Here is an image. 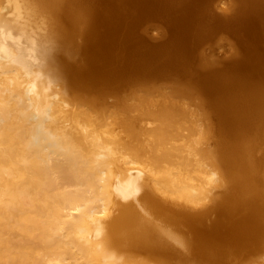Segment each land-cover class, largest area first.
<instances>
[{"label": "bare ground", "instance_id": "6f19581e", "mask_svg": "<svg viewBox=\"0 0 264 264\" xmlns=\"http://www.w3.org/2000/svg\"><path fill=\"white\" fill-rule=\"evenodd\" d=\"M234 2L223 6L219 0H0V264H139L134 257L144 252L154 255L161 264H231L235 257L248 252L250 259L248 255L243 258H264V253L252 258L255 250H264V0ZM5 4H10L8 14L12 15L13 9L14 18L4 11ZM44 10L50 19L46 21L49 31L43 36L44 41L37 36L40 43L44 42L42 47L27 25L34 17L40 19L39 15L48 14ZM149 16L166 17L163 22L171 23L165 27L170 34L164 41L159 37L160 42L152 43L145 37L147 34H140V26L152 19ZM13 28L30 37L35 49L39 44L36 53L43 48L40 55L46 61L41 67L39 61L35 67L34 59L29 60L31 56L27 58L22 52L30 48L29 42L25 48L22 46L26 44H20L19 53L15 52L19 46L12 47V38L8 42L13 43L10 47L14 51L9 44L4 45L6 33H13ZM220 29L230 33L232 42H238L230 49L236 50L234 57L233 51L231 56L225 55L228 58L223 61L233 57L225 64L220 60L222 55L220 59L212 56L216 48L209 50L216 45L209 43L214 38L212 34L216 33L217 38ZM17 36L15 41L21 38ZM77 36L85 39L81 40L83 43L79 41L82 44L77 42ZM49 39L53 41L47 44ZM203 43H208L205 47L209 46L206 50L211 55L205 53ZM38 67L43 68L42 74L36 71ZM47 73L92 94L98 83H106L105 88L110 81L118 86L119 80L126 77L144 80L157 74L170 77L173 73L181 82L177 85L197 82L194 85L198 84V88H191V82L184 84L190 93L192 89L196 91L192 94L200 91L210 95L212 100L199 99L215 104L220 125L216 138L210 141L233 181L229 184V175H224L222 184V170L213 166V152L210 154L207 147L210 143L206 144L202 136L204 131L212 133L211 123H205L209 119L205 113L202 118L196 115L201 119L197 121L200 124L204 116L203 123L209 130H204L202 123L203 127H196L198 122L197 131L198 127L203 128L200 134L189 128L190 122H195L184 117L189 114L186 108L190 104H184V110L181 102L191 101L182 100L184 92L178 90H183V86L174 90L178 80L172 81L173 75L170 80L176 86L171 91L173 85L166 84L170 89H165L182 97L179 108L171 104L176 111L183 109L178 111L179 116L185 114L181 118L172 115L170 92L168 99L163 87V97L170 102L168 106L161 102L163 109L158 110L156 106L162 100H157V104V96L162 95L158 88L152 90L156 99L146 93L153 98L146 95L143 101L142 93L139 98L135 91L141 88V81L137 85V80H127L136 83L130 85L122 79L128 86H139L129 88L143 102L131 104L141 106L140 110L127 106L135 115L130 116V110L120 115L119 108L126 110L128 103L119 107L112 98L114 108L119 107L114 110L108 96L127 87L122 85L117 90L112 84V93L105 89L110 93L109 101L105 98L110 107L103 115L106 107L102 110L105 102L96 96L98 90L93 96L103 104L97 98L92 100L90 94L87 100L102 104L101 112H97L99 105L96 109L82 98L86 105L95 108V113L90 106L89 110L85 105L79 106L83 104L79 98L84 97V88V92H72L75 97V93L80 95L79 101L73 99L74 102L69 99L75 98L72 90L69 98L65 96L68 93L53 92L49 85L53 78L48 79ZM164 78L161 80L166 82ZM149 81L150 78L144 81L145 87L150 88ZM58 88L64 93L68 90ZM127 93L123 97L129 102L134 94L129 97L131 93ZM174 95L171 96L176 102L178 97ZM135 100L130 102H138ZM109 110L115 111V118L107 115ZM137 110L145 119L151 114L155 123L148 119L152 125L147 121L150 125L141 127L142 115L137 118ZM162 111H167L166 116L160 115ZM198 111L194 113L201 114ZM116 112L119 119L124 115L126 120L133 117L131 124L135 122L136 127H131L130 120L127 123L116 118ZM135 117L137 121H133ZM114 120L126 124H113ZM137 125L145 131L144 137L135 136L141 132ZM120 128L127 131L126 137ZM132 128L139 131L128 130ZM201 145L213 161L204 155ZM218 164L221 167V162ZM216 183L221 191L224 187L223 193L214 187ZM212 185L219 193L213 191ZM138 191L140 195H136ZM241 260L246 261L240 259V264Z\"/></svg>", "mask_w": 264, "mask_h": 264}, {"label": "rangeland", "instance_id": "374dc122", "mask_svg": "<svg viewBox=\"0 0 264 264\" xmlns=\"http://www.w3.org/2000/svg\"><path fill=\"white\" fill-rule=\"evenodd\" d=\"M234 1H235V0H219V2L221 3V5H223V6H227V5H229L231 2H234ZM7 2H8V1H5V3H7ZM237 2H238V1H237ZM8 3H9V2H8ZM234 3H235V2H234ZM235 4H236V3H235ZM5 5H6V7L4 8V11L7 12V11H8V5L10 6V4H8V5L5 4ZM11 8H12V7H11ZM6 10H7V11H6ZM11 10H12L11 12L14 13L13 9H11ZM9 11H10V8H9ZM9 11L7 12L8 17H10V18H11V17L14 18L13 15H15V14L12 13V15L9 16V14H8V13H10ZM44 11H46V10H44ZM44 11H43V12H44ZM219 11H221V10L219 9ZM46 12H47V11H46ZM222 12H223V11H222ZM47 13H48V12H47ZM47 15H48V16H47ZM36 17H37V18H36ZM36 17L33 18L34 20L31 19V21H30L31 23H30V25L28 24L27 27H28V31H29L30 33L32 32V33L34 34V36H35L34 38L37 39L38 37H40V41H41V40H43V36L46 35V34L48 33V31H49V28L46 27V26H47V25H46V24H47L46 21H47V22L49 21V19H50V15H49V13H48V14L43 13L41 16L39 15V18H40V19H38V16H36ZM158 17H159V16H158ZM158 17H152V16H149V19H150V18H152V19H151L150 21L147 22L148 24L146 23L147 25L144 24L146 20L144 21L143 24H144L145 26H147L149 29H148L147 27H145L144 25H143V27L140 26V29L143 31V32H142V31L140 30V31H139L140 34H142L143 36H145V35L147 34L145 37H147V39H148L150 42H152V43H153V41H154V42H156V41H157V42H160L159 37L164 41V40L166 39V37L168 36V34H170L169 31L167 30V28H168L167 26L171 25V23H168L169 21L167 22V20H166V22H163V18H164V17H163V18H162V17H159V18H158ZM161 18H162V20H161ZM36 19H38V20L36 21ZM41 19L43 20L42 23H43L44 21H45V23L42 24V23L40 22ZM164 19H167V18L165 17ZM51 20H52V19H51ZM38 21H39V23L37 24L36 22H38ZM164 21H165V20H164ZM26 24H27V23H26ZM32 24L35 25V26H33ZM40 24H41L42 26H41ZM24 25H25V23H24ZM30 26H31V27H30ZM141 27H142V28H141ZM144 27L147 28L148 30L145 29ZM162 27H163V29H164L165 27H167V28H165L167 31L164 30V31L162 32V30H163ZM143 28H144V29H143ZM7 30H10V29H7ZM7 30H6V31H7ZM145 30H147V31H145ZM11 31H12L15 35H14L13 33H8V32H7L6 35H8V36L5 35V36H6V40H5V37L3 36V37H4V41H6L7 43H6V42H3V41H2V42L4 43V45L9 44V47H10L11 45H13V43H14V45L12 46L13 48L19 46V48L17 47V49L15 50V52L19 53V49H21V48H20V47H21L20 44H21V45H25L26 42H27V43L29 42L28 44H30V43H31V42H30V41H31V40H30V37L27 38V36H22L23 33H22V31L19 30L18 28H13ZM42 31H45V33L42 32ZM148 31H149V32H148ZM217 31H218V34H217V35H219V36H217V38H216V35H215L216 33H213L212 35H214V36H213L214 38L211 37V41L208 40V42L210 41L209 43L213 42L212 45H213V44H216V45H213V46H215V47L212 46V47L209 48V50H210V49L213 50V49L216 48V50H213V51H216V53L219 54V55H218V56H217V54L215 55L214 52H213L212 50H210V51H212V53H213L212 56H213V57H214V56L219 57V59H220V56L222 55V56H221V59H220V60L222 61V63H223V64H225V62H226V63H227V62L229 63V62H230L229 60L233 59L234 55L236 54V53H235V52H236L235 49L230 50V49H231V46H232L233 44H237L238 42H237V41H233V42H232L233 38L230 37V36H228L230 33H229L227 30H225V29H220V30H217ZM217 31H216V32H217ZM219 31H221L222 34H223V31H224V35H223V36H225V37H222V34H221V32H219ZM144 32H145V33H144ZM150 32H151V33H150ZM165 32H167V33H165ZM225 32L227 33V35L225 34ZM32 33H31V36H33ZM41 33H42V34H41ZM43 33H44V34H43ZM148 33H149V34H148ZM228 33H229V34H228ZM11 34H13L14 36H17V35L20 36V35H21V38H20L19 36H17V37H19V40H18V38H16V41H17L18 43H16V41H15V39H14L15 37H14L13 35H12L13 37H12V36L9 37ZM40 34H41V35H40ZM150 34H151V35H150ZM37 36H38V37H37ZM41 36H42V37H41ZM226 36L228 37V39H227ZM7 37H8V38H7ZM25 37H26L28 40L25 39ZM77 37H78V38L76 39L77 42H79V41H81V40L84 42V40H85L84 38H83V39H79V38H81V37H79V36H77ZM221 37H222V38H221ZM9 38H10V39L12 38V39H11V42L13 41V43H9V42H10ZM31 38H33V37H31ZM163 38H164V39H163ZM218 38H219V39H218ZM220 38H221V39H220ZM223 38H224L225 40L222 41ZM230 38H231V39H230ZM13 39H14V40H13ZM154 39H157V40H154ZM209 39H210V38H209ZM212 39H213V40H212ZM214 39H217V40L215 41ZM229 39H230V40H229ZM2 40H3V38H2ZM22 40H24L23 43L21 42ZM25 40H26V41H25ZM29 40H30V41H29ZM158 40H159V41H158ZM162 40H161V41H162ZM8 41H9V42H8ZM43 41H44V40H43ZM48 41H49V43H50V42H52L53 40H51V39L47 40V42H46L47 44H48ZM82 41H81V42H82ZM214 41H215L216 43H214ZM217 41H219V42H217ZM20 42H21V43H20ZM24 42H25V43H24ZM37 42L40 43V42H39V38H38ZM83 42H82V43H83ZM205 42H206V40H205ZM222 42H223V43H222ZM41 43H42V42H41ZM41 43H40V45L43 47V46H44V44H43L44 42H43L42 44H41ZM46 43H45V46H46ZM79 43H80V42H79ZM82 43H80V44H82ZM219 43H220V44H219ZM10 44H11V45H10ZM28 44H26L25 46H22V47L25 48V47L28 46ZM205 44H206V43H205ZM205 44L203 43V45H204L203 48L205 49V50H204V49H203V50L206 51L205 53H207V55H208V54H209V50H208V52H207L206 48H208L209 46H208V47H205ZM15 45H16V46H15ZM36 45H37L38 48H40V47H39V44H36ZM207 45H208V43L206 44V46H207ZM7 46H8V45H7ZM14 46H15V47H14ZM29 46H30V48H28V47H27V48H28L30 51H28V49L25 48V49H23V50L26 51V52L22 51L23 54L26 55L27 58H30V56H31V58H30L29 60H33V59H34V61H32V62L35 63V67H37L38 65H40L39 67H41L42 64H44L43 62L46 61V59H43L45 56L41 57L42 55H40V52L42 53L43 48H42V50L40 49V50H41L40 52H38L39 50H38L37 47H36V49H35V46H31V44H30ZM210 46H211V44H210ZM12 47H10V48L13 50ZM35 50H38L37 53L35 52ZM13 51H14V50H13ZM27 51L29 52L28 55H27ZM230 51H231V52H230ZM232 51H233V53H232ZM227 52L230 53V54H228ZM38 53H39V55H37L38 58H37L36 61H35V58L37 57L35 54H38ZM43 53H44V52H43ZM43 53H42V54H43ZM210 53H211V52H210ZM226 53H227L228 55H227ZM231 53H232V56H233V57H231V59L229 58V60L226 59L227 61H223V60H225V58H228L229 56H231ZM234 53H235V54H234ZM29 55H30V56H29ZM209 55H211V54H209ZM225 55L228 56V57H225ZM34 56H35V57H34ZM39 56H40L42 59L39 58ZM32 57H34V58H32ZM224 57H225V58H224ZM223 58H224V59H223ZM43 60H44V61H43ZM38 61H39V62H38ZM40 61H41V62H40ZM42 61H43V62H42ZM36 62H38V63H37L38 65L36 64ZM39 63H40V64H39ZM41 63H42V64H41ZM39 67H38V70H36V71L39 72L40 74H42L43 72H41L40 69L43 70V68H39ZM36 69H37V68H36ZM47 74H48V75H47ZM47 74H46V76L48 77V79H51V78L49 77V76H51V73H47ZM49 74H50V75H49ZM52 74H53V73H52ZM172 75H173L174 77H173ZM172 75H171V76H172L171 80L173 79L172 81H175L176 79L178 80L179 77H177V75H174L173 73H172ZM42 76H43V75H42ZM53 76H55L54 78L51 76V77L53 78V79H51V80L53 81V83H54L53 85H52V81L49 83L50 80L48 81L47 78L45 77L46 80H47V82L49 83V85L51 84L50 87L53 86V88L51 87V88L53 89V92H55V93H57V94H60V95H65L66 93H68L69 96H68L67 94H66L65 96H67V97L69 98L71 95H72L73 97H75V96L73 95V93H74L75 91H76V93H77V91H79V90H82V92H84V90H85V92H84L85 95H84V93H82V94L84 95V97H80V98H79L80 95L77 96L78 93H77V94L75 93L76 97H75V98H72V97H71V98H69V99H70V100L72 99V101H74V100H75V101H79V99H80L81 102H83V99H84V102L87 101V102H85L86 104H90V103H91L90 105L93 104L94 106L92 105V107H95V106H96V109H97V106L99 105L98 107H99V110H100V111H97V112H101V108H102V110H103V108L106 107V110H103V111H102V112H104V114L101 113V114H103V115H105V114H106L105 111L108 110V109H107V107L109 106V105H107L108 103L110 104L111 107H113L114 110L116 109V107L119 108L120 106H124V104L126 105V104L128 103L126 106H124V107H126V110H128L127 108H128L129 106H131L130 108H132V107H133V106H132L133 104H137V105H138V103L140 104V103L142 102V101L139 102V101H140L139 98L142 97L141 100L144 101V100L146 99V98H145L146 95H147L146 93H149L148 95H150V94L153 95V91H152V90L155 89V88H158V89L160 90V88L163 87L162 90H163V92H164V90L166 91V92H164V93H167V95L165 96V97H167V96L169 95V92H170V91H168V90L170 89L169 87H171V86H170L171 84L173 85V83H172L171 80H170V77H171V76H170V77L168 76L169 78H168L167 76L164 78L163 75H161L162 77H160V74H159V75L157 74V75H155V76L149 77L150 80H151V82L149 81L148 84L152 86V87L150 86V88H149L148 86H147V87L144 86V85H146V83H147V82L144 83V81L149 80V78H145L144 80H141V79H139V78L137 79L136 77H135V79H134V77H133V79H132V78H131V79H132V80H137V81H135V82H137V85H138V82H139V81H141V82L143 83V84H142L141 82L139 83V86L141 87V88H139L140 91L137 89V87H139V86L136 85V87H135V86L133 85V87H135V89H137V90H135V91L137 92V94H138V96H139V98H138L137 94H134V93H133V92H135L134 89H132L133 87L127 85V84H130V83H132V84L135 83L134 81H133V82H130V83L128 82V81H132V80L130 79V77H126V78H125L126 80H124V78H122L125 82H128L127 84H126L124 81H122V79L119 80V83H118L119 85L117 84L118 86H116V85L114 84V82H111V81H110V83H111L110 85H109V83H107V84H108L109 86H111V85L113 84L112 87L117 88V90H118V88L120 89V86H121V87H124V86H122V85H125L127 88L132 87V88H129V89H132V90H129V89H127V88H122V89H120L119 92H118V91L115 92V91H116V90L114 91L115 88H114V89L112 88V89H113V90H112V89H110V87L108 86V88L110 89V91H109V89H108L107 87L105 88V86H107L106 83H98L97 85L93 86V88H94V87H95V88L92 89V91H93V94H92V92H88V93H87V91H86V89H85L84 87H76V86H74V85H73L71 82H69V81H65V80H63V79H58V77H57L56 75H54V74H53ZM131 77H132V76H131ZM127 78H128V79H127ZM151 78H152V79H151ZM163 78L165 79L164 81H166V80H167V81H166V82H163V81L161 80V79H163ZM166 78L169 79V83H168V79H166ZM175 78H176V79H175ZM56 79H57V80H56ZM129 79H130V80H129ZM174 79H175V80H174ZM54 80H55V81H54ZM62 80H63L64 82H63ZM127 80H128V81H127ZM56 81H58V82H63V83H57ZM179 81H180V80L174 82V84L176 83V85H177V83H178ZM184 81H185V80H184ZM67 82H68V83H67ZM115 82H116V81H115ZM121 82H122V83H121ZM185 82H191V81H185ZM185 82H184V83H185ZM64 83H67V84H64ZM120 83H121V85H120ZM124 83H125V84H124ZM180 83H181V82H179L178 84H180ZM182 83H183V81H182ZM184 83H183V85H182V86H183V90L181 89L182 91H181L180 88H179V87H182V86H180V85H177V89H174V90H178V88H179L180 91L178 90V92H184L183 94H184V96H185V95H186V96L184 97L183 94H182V97H183V98H182L181 96H180V97L182 98V100H183L184 98H185L186 100L188 99L189 101H191L190 103H189V102L182 101L181 98H180L179 96H175V95H178V94H175V93H176V91H175V92H172V93L170 92V96H169V97H171V99L167 97L168 99L171 100V102H170V100H169V102H170V104H169L167 98H165L167 101H164L165 99H164L163 96H164L165 94H164V93L162 94V92H161V90H160V92H161L162 95L157 96V99H156V92L154 93L157 104H159L158 101H160V100L162 99V100L160 101L159 106H156V108H157L158 110H161V108L163 109V107H160V105H162L164 102H167L165 105L169 104L170 108L172 107L171 110H173V111H171V113H173V112H174V113H175V112L177 113V114H176V113H175V114L173 113L172 115H173V116L176 115V116H178V117L181 118V117H183L185 114H184V113H181V114H183V115L179 116L180 112L178 113V111L180 110V111L182 112L183 109L186 108V106H187L188 104H190V105H189V108H188V106H187V108H186V109L190 110L189 112H187V113H189V114H188L189 117H188V116H184V117H186V119H189V120L193 119V120L195 121V122H193V121L191 120L193 124L190 122L189 128H190L191 130H193V131L199 132V134H200L201 131H203V130H202L203 128L201 129V127H203V126H202V125H204L203 122H205L206 119L204 120V116H203V120H204V121L202 120V122H201L202 125H200L201 123L199 124V122H198L197 120H201V119H199L197 116H200V118H202L201 115H202L203 112H204L205 115H206L205 117H206V118H209V119H207V121H206L205 123H208V122L211 123V125H210L211 127H210L209 129H210V131H212L213 134H212L211 132H209V131H208L209 133H208L207 131H204L203 134H206L205 132H207V134H209V135L212 134L213 138L211 137V135H210L211 138H208L209 136H208L207 134H206V136H205V135H203V134L201 133L202 136H203V140H204V142H205L206 144H209V143H210V144H209L210 146H209V145H208V146H207V145H204L203 140H202V142H203V145H204V146H207L209 149H211V150H210L211 152L207 150V151L211 154V153L214 151V147H215V146L213 145V143H212L210 140L216 138V136H215L214 134H216V131H218V128H219V125H220V124L217 122L220 118H218V120H217V118H216L217 113H216V111H215L216 108L214 109V107H216V106H215L214 103L212 104V105H214V106H212L211 104L209 105L208 103H206L207 100H212L211 97L209 98L210 95L207 97V94H204L203 92L200 93V91H199L200 94L197 92V93H196L197 96H196L195 93L192 94L195 90L192 89V92L190 93V91L187 89V85L184 84ZM191 83H192L193 85H192ZM191 83H188L189 85L191 84V88H193L192 86H196V87L198 86V84L194 85V84L197 83V82H191ZM56 84H57V87H56ZM62 84H64L65 87L67 86L66 89H65L64 85L62 86ZM102 84H103L104 86H102ZM132 84H130V85H132ZM135 84H136V83H135ZM148 84H147V85H148ZM158 84H159V86H158ZM166 84L169 85V87H167ZM60 85H61V86H60ZM114 85H115V86H114ZM142 85H143V86H142ZM154 85H155V86H154ZM163 85H164V86H163ZM165 85H166V86H165ZM176 85H173V87L171 88V91H172V89H173ZM185 85H186V86H185ZM54 86H55V87H54ZM70 86H73V87H70ZM153 86H154V87H153ZM178 86H179V87H178ZM58 87H60L61 89L63 88L62 90H67V89H68V90L64 93V91L61 92V90H60ZM69 87H70V88H69ZM96 87H97V88H96ZM98 87H99V88H98ZM165 87H167L168 90L165 89ZM184 87H186L187 91L184 90ZM196 87H194V88H196ZM56 88H57V89H56ZM80 88H81V89H80ZM83 88H84V90H83ZM103 88H104V92H103ZM146 88H147V89H146ZM197 88H198V87H197ZM74 89H75V90H74ZM99 89L101 90V93L103 92L102 94L100 93V90H99ZM105 89H106V90L108 89V91L111 92V93L114 91V93H113V97H110V95L108 96V94H110V93H109L108 91L106 92ZM124 89H125L124 92H125L126 94L123 92ZM55 90H56V91H55ZM70 90H72V91H71V95H70V93H69ZM95 90H98V93H100L102 96H101L100 94H98V93L96 94V91H95ZM149 90H150V92H152V93H150ZM156 90H157V89H156ZM174 90H173V91H174ZM59 91H60V93H58ZM94 91H95V92H94ZM128 91H129V93H131V91H133V92L130 94L129 97H131V96L134 94V95H133L134 97L132 96V99L128 97V98H129V99H128L129 102H127V98L123 97L124 94H125V96H126V95H129V94L127 93ZM138 91H139V93H138ZM167 91H168V92H167ZM72 92H73V93H72ZM120 92L122 93L121 95H120ZM136 92H135V93H136ZM157 92H158V91H157ZM178 92H177V93H178ZM195 92H196V91H195ZM61 93H63V94H61ZM79 93L81 94V91H80ZM94 93L96 94V96H99L100 99H103V98H104L103 101L100 100V99H98L99 97H94V96H95ZM105 93H106V94L108 93V94H107L106 96H104ZM116 93H118L119 96H121L122 98H124V99H126V100H124V99L121 100V99H120L121 97L118 98V95H117ZM141 93H142V96H141ZM89 94H90L92 97H94L92 100H94L95 98H97V100H100L99 102H101V101H102V102H105V106L102 105V104H103L102 102H101L102 104H99L98 102H95V104H94V103H92L91 100H87V99L89 98V96H90ZM139 94H140V95H139ZM172 94H173V95L175 94L174 97H178V98H180V99L177 98V100H176V102H175V101H174L175 98H174V100H173V98H172L173 96H171ZM203 94L206 95V96H204ZM83 95H82V96H83ZM87 95H88V96H87ZM93 95H94V96H93ZM111 95H112V94H111ZM148 95H147V97L149 98L150 96H148ZM154 95H153V96H154ZM157 95H158V93H157ZM192 95H193V96H192ZM194 95H195L196 98L194 97ZM107 96H108L109 99L111 98V100H110L111 103L108 102L109 99H107ZM114 96H116L118 99L115 97V98L117 99V100H116V99L114 98ZM140 96H141V97H140ZM143 96H145V97L143 98ZM153 96L150 97V98L152 99ZM191 96H192V97H191ZM85 97H87V98H85ZM158 97H159V98H158ZM161 97H162V98H161ZM190 97H191V98H190ZM200 97H201L202 100L204 99L203 97H206L207 99H205L206 101H205V100L202 101L201 99H199ZM78 98H79V99H78ZM82 98H83V99H82ZM105 98H106V100H108V101H107L108 103L105 101ZM112 98H113L115 101H119V99H120V101H119V102H115L114 100H112ZM133 98H136L137 100H135V99H133ZM194 98L196 99V101H195ZM73 99H74V100H73ZM76 99H77V100H76ZM90 99H91V98H90ZM130 99H131L132 101L135 100V101H138V102H130V101H131ZM155 99H153V100H155ZM197 99L201 100V101L203 102L204 105L201 104V101H199V100H197ZM157 100H158V101H157ZM172 100H173V101H172ZM178 100H179V103H177ZM75 101H74V102H75ZM94 101H96V99H95ZM94 101H93V102H94ZM112 101H114V103H118L117 105L120 104L119 107L115 105V108H114V105H113ZM181 101H182V102H181ZM192 101H193V102H192ZM84 102H83V104L81 103V104L79 105V103H78L77 105H79V106L82 105V107H84L83 105H85V106L88 107V110L92 108L90 105H86ZM124 102H125V103H124ZM156 102H154V104H155ZM161 102H162V104H161ZM172 102L175 104V105L173 104L175 107H174V106H171ZM180 102L183 103V106H182V104H181L182 107L180 106L181 108L184 107V104H186V106H185L182 110H181V108H180L178 111L174 110L173 107H174L175 109L179 108V107H177V105L179 106V105H180ZM204 102H205L207 105H206ZM208 102H209V101H208ZM212 102H213V101H212ZM96 103H98V104L96 105ZM121 103H122V105H121ZM142 103H143V102H142ZM187 103H188V104H187ZM196 103H199V105H197ZM209 103H210V102H209ZM131 104H132V105H131ZM191 104L193 105L192 108L190 107ZM100 105H102L101 108H100ZM141 105H142V104H141ZM155 105H156V104H155ZM196 105L198 106L197 108H199V107L201 106V108H199V111L196 110V109H197L196 107H194V106H196ZM202 105H203V107H202ZM205 105L207 106L206 108H204ZM89 106H90L91 108H90ZM110 106H109V107H110ZM127 106H128V107H127ZM134 106L137 107V108H138V107L141 108V106H136V105H134ZM162 106H164V104H163ZM167 106H168V105H167ZM109 107H108V108H109ZM135 107H133V109H134ZM165 107H166V106H165ZM176 107H177V108H176ZM130 108H129V110H130V112H131L132 109H130ZM137 108H136V109H137ZM140 108H138V109L140 110ZM190 108H191V109H190ZM193 108H194V109H193ZM86 109H87V108H86ZM93 109H94V110H93ZM113 109H112V110H113ZM121 109H122V111H119V110H121ZM121 109L119 108V110H118V112L120 113V115L122 114L121 112H123V111H125L126 113L129 112V110H128V111L124 110L125 108H123V107H121ZM136 109H134V110L136 111ZM202 109H205V110L202 111ZM213 109H214V110H213ZM110 110H111V108H110ZM110 110L108 111L109 113H107V115L109 116V114H110L111 116H114V117H112V118H115V113H114L115 111H110ZM139 110H137V111H138V114H139V115L137 114V118H138V116L141 117V115H142V111H140L141 113H139ZM184 110H185V109H184ZM193 110L195 111V113H196V111H198L197 113L201 112V114H200V113H199V115H198V114H195ZM90 111H91V112H94V111H95V113H96L95 108H92ZM116 111H117V109H116ZM144 111H145V110H144ZM192 111H193V112H192ZM214 111H215V112H214ZM133 112H134V111H133ZM145 112H146V111H145ZM163 112H164V113H163ZM165 112H167V111H162L160 115H161L162 117H163V116H166V113H165ZM169 112H170V111H168V113H169ZM119 113L116 112V114H117V115H116V116H117L116 118H118V119H119V117H120V116H119ZM135 113H136V112H134V115H135ZM146 113H148V112H146ZM171 113H169V114H171ZM191 113H192V114L194 113L193 115L195 116V118H192L193 115H192ZM214 113H215V114H214ZM99 114H100V113H99ZM128 114H130V116H131L132 112H131V113H128ZM143 114H145V113H143ZM149 114H150V113H149ZM164 114H165V115H164ZM132 115H133V114H132ZM134 115H133V116H134ZM147 115H148V114H147ZM147 115H146V119L144 118L145 116H143V115H142V117H143L144 119H142V117H141V118L139 117V118H140L139 123L142 122V124H139V125H141V127L143 126V128H146V127H144V126H147L149 123L151 124V122H152L151 120H148V119H152L151 114H150V116H149L148 119H147V117H148ZM186 115H187V114H186ZM190 115H192L191 118H190ZM196 115H197V116H196ZM128 116H129V115H128ZM123 117H125V115L122 116V119H119V120H121L122 122H123V120H126V119H127V118H126V119H125V118L123 119ZM126 117H127V115H126ZM196 117H197V118H196ZM217 117H218V115H217ZM106 118L109 119L110 117H106ZM120 118H121V117H120ZM129 118H130V119L126 120V122L130 120L129 123L131 124V123H132V122H131V121H132L131 119H133V117H129ZM118 119H117V120H118ZM182 119H183V118H182ZM186 119H183V120H186ZM112 120H113V119H112ZM137 120H138V119H136V117H135L133 121H137ZM141 120H142V121H141ZM143 120L146 121V123H145ZM152 120L154 121V118H153ZM209 120H210V121H209ZM114 121H115V122H114L113 124H118V123H119V124H120V123H121V124H126V122H125V123H122L121 121H119V122L117 123L116 120H114ZM147 121H148L149 123H148ZM150 121H151V122H150ZM155 121H156V120H155ZM155 121H154V123H155ZM112 122H113V121H112ZM196 122H198L199 125H198ZM219 122H220V120H219ZM127 123H128V122H127ZM134 123H135V122H133V126H132V124H131V127H133V128H134V126H135ZM136 123H137V122H136ZM194 123H195V124H194ZM146 124H147V125H146ZM150 124H149V125H150ZM191 124H192L194 127H195L196 124H197L196 127H197V126H201L200 129H199V127H198V130H199V131H197V128H196V127H195L196 130H194L195 128L192 129L193 127H192ZM139 125H137V126H139ZM151 125H152V124H151ZM153 125H155V124H153ZM116 126H117V125H116ZM116 126H115V127H116ZM123 126H124V125H121V127H123ZM204 126L206 127V125H204ZM207 126H209V124H208ZM115 127H114V128H115ZM127 127H128V126H127ZM127 127H125L126 130H127ZM135 127H136V126H135ZM141 127L139 126V129H141L140 131L142 132V128H141ZM191 127H192V128H191ZM133 128H132V129H133ZM137 128H138V127H137ZM137 128H135V129H133V130H131V129H128V130H129V131H133V133H134L135 130H136V131H139V129H137ZM117 129H119L118 126H117ZM117 129H116V130H117ZM120 129H121V132H122V129H124V128H120ZM205 129H206V130H209V129H207V127L204 128V130H205ZM116 130H115V131H116ZM143 130H145V129H143ZM200 130H201V131H200ZM117 131H119V130H117ZM117 131H116V132H117ZM126 132H127V131H125V132L123 131V132H122V133H125V137L127 136ZM141 132H139V133L136 132L137 134H136V133H134V134H135V136H137V137H139V138H140V136H143V135L145 136V134H146V133H144L145 131L142 132V133H141ZM118 133H120V132H118ZM122 133H121V134H122ZM140 133H141V134H140ZM143 133H144V134H143ZM138 135H139V136H138ZM144 136H143V137H144ZM204 136H205V137H204ZM207 136H208V137H207ZM127 138H128V137H127ZM205 138H206V139L208 138L209 140H208V139H207V140H208L209 142H206V141H205V140H206ZM212 141H213V140H212ZM211 144H212V145H211ZM211 146H213V148H211ZM201 148L203 149V150H202V149H201V150L204 152V149H205V148H203L202 145H201ZM207 151H206V149H205L204 155L206 154ZM208 152H207V154H209ZM207 154H206V156L209 158L210 155L208 156ZM212 155H213L212 158L214 159V161H213L212 158H211L212 160H210V158L208 159L210 162L213 161L212 163H214V165H213L212 163H211V165H213V166H217V165H218V167H219V171L222 170V171L219 172V173H221V174H220L221 177H223L224 175H225L224 177H226V175H227V176L229 175L228 177H229L230 180H229L228 178H226V179L228 180V182H229V184H230V183L233 181V179H231V178H233V177H232V175L228 174V172H227L228 169H227V167H225L224 162H222V160H220L219 157L217 158V156H216V154H215L214 152L212 153ZM215 159H216V160H215ZM215 161H216V162H215ZM220 162H221V164H220L221 167H220L219 164H218V163H220ZM222 163H223V165H222ZM222 168H223V169H222ZM223 171H224V172H223ZM222 172H223V173H222ZM224 173H225V174H224ZM224 177H223V178H224ZM230 177H231V178H230ZM223 178H221V179L224 181L225 178H224V179H223ZM226 182H227V181H226ZM222 184H225V181H224V183H222ZM222 184H221V185H222ZM226 184H227V183H226ZM217 185H218V184L216 183V186L212 185V186H210V187H212L213 189H214V187H215L216 189H218L219 186H217ZM219 185H220V184H219ZM221 185H220V186H221ZM213 186H214V187H213ZM225 186H226V185H225ZM217 187H218V188H217ZM222 187H223V186H222ZM212 188H211V190H212ZM223 188H224V187H223ZM223 188H221L222 191L224 190ZM216 189H214L213 191H215ZM219 190H220V188H219ZM219 190H218V191H219ZM216 191H217V190H216ZM216 191H215V192H216ZM218 191H217V192H218ZM222 191L220 190V193H223ZM139 192H140V191H138V192H137L138 194L136 193V195H140L141 192H140V193H139ZM218 193H219V192H218ZM158 194H159V192H158ZM220 195H221V194H220ZM133 196H135V194H134ZM172 199H173V198H172ZM172 199H170V200H172ZM212 200H213V199H212ZM172 201H173V200H172ZM174 201H175V200H174ZM211 202H212V201H211ZM211 202H210V204L212 205ZM262 250H263V248H262V249H259V250H255V251H257V252H255V251L252 252V251H251L252 254H253L254 252H255V253L253 254L254 256H252L251 254H250V256H252V258H253V257H255V256H258V254L260 253V256L262 257V256H263V253H264V252H263L264 250H263V251H262ZM258 251H259V252H258ZM261 251H262V253H261ZM257 253H258V254H257ZM244 254H245V255H244ZM244 254H242V256H239V255H238L237 258H238L239 260L236 259V257H235V260H236V261L238 260L237 262H239L240 259H245V260H246L247 257H246V258H243V257H245V256H247V255H248V258H249V252H248L247 254H246V253H244ZM256 254H257V255H256ZM261 254H262V255H261ZM240 255H241V254H240ZM243 255H244V256H243ZM240 257H241V258H240ZM261 257H260V258H261ZM155 259H156V258H155ZM155 259H154V255L147 254L146 252H144V254H143V253H141V254L139 253L138 255H136V256L134 257V260L137 261V263H139V264H161L160 262H158V261L155 260ZM249 259H250V258H249ZM235 260L233 259V260H232L233 262L230 261L231 264H234V261H235ZM247 260H248V259H247ZM247 260L244 261V262H243V260H241V261H242L241 264H246V263H248V264H264V258H262V259H258V257H255V258H253L252 260H248V261H247ZM236 261H235V262H236ZM245 262H246V263H245ZM249 262H250V263H249ZM229 264H230V263H229ZM236 264H238V263H236ZM239 264H240V262H239Z\"/></svg>", "mask_w": 264, "mask_h": 264}]
</instances>
